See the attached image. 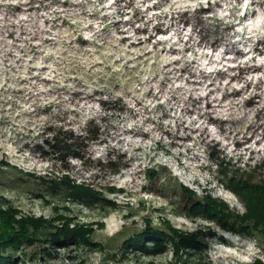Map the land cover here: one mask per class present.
<instances>
[{
  "label": "rangeland",
  "instance_id": "rangeland-1",
  "mask_svg": "<svg viewBox=\"0 0 264 264\" xmlns=\"http://www.w3.org/2000/svg\"><path fill=\"white\" fill-rule=\"evenodd\" d=\"M97 1L0 0V207L40 225L14 263L264 264V237L230 188L232 181L264 183V143L240 160L231 144L226 147L218 122L202 120L204 135L196 132L198 112L183 110L190 92L198 97L205 91L190 72L220 69L223 76L212 78L224 88L238 74L229 68L253 56V65L264 64V0ZM197 18L221 30L235 25L230 39L245 56L224 53L220 45L217 51L197 47L195 33L189 42V21ZM258 41L257 51L249 52ZM168 64L182 77L162 84ZM261 76L264 69L244 75ZM258 93L248 112L264 107V84ZM221 98L215 93L198 107L210 110L207 103ZM214 110L225 122L223 110ZM64 133L98 136L83 159L61 163L46 140ZM251 145L245 141L242 149ZM64 178L92 191L91 206L57 185ZM211 200L233 214L228 225L192 214L193 201L205 206ZM66 226L84 229L91 244L55 245L52 235ZM150 226L167 239L144 240L147 254L130 239ZM184 238L197 239L195 247L181 245Z\"/></svg>",
  "mask_w": 264,
  "mask_h": 264
},
{
  "label": "trees",
  "instance_id": "trees-1",
  "mask_svg": "<svg viewBox=\"0 0 264 264\" xmlns=\"http://www.w3.org/2000/svg\"><path fill=\"white\" fill-rule=\"evenodd\" d=\"M244 23L246 22L244 21ZM223 32L224 35H226L227 31L223 30ZM210 36L211 34L209 30L202 31L201 35L200 36L198 35L200 39L199 44H201L202 42H208ZM261 43L262 42L257 43L256 46ZM256 51H257V47L255 48V52ZM260 53L263 52L260 51ZM238 55L241 54L237 53V56ZM241 56H245V54H242ZM234 60H236V58H234ZM252 63L253 62H248V63L245 62L244 65L240 64L237 65L235 68L228 69L229 72H232L235 69H237L238 74L231 75L230 81L225 85L226 88L225 93L216 83V81L219 80L212 78V75L221 78L223 74H220L216 69L214 71L209 72V74L206 73L208 75V79L210 80V83L211 81H214L215 83L216 87L212 89L223 92L221 99L223 100V102H225V105H223L225 106L224 114H229V115H224L227 117L225 120L226 124H223L225 123L224 121H222L223 119L218 120L219 123L218 130L220 132V135L225 134L223 135L225 136L223 138V141L227 142L228 146H230L231 144L235 148L234 151L239 150V148L243 150L242 146L244 145L245 141L247 143L252 144L250 148L261 146L262 143H264V107L258 110L253 109L252 111L249 112L247 111V107L254 103L253 98L258 97L257 93L259 91V87L264 84V77L261 76L257 78V81H255L256 85L254 84L247 85L246 82L248 79L244 77L245 74H250V73L256 74L260 72L262 69H264V66L260 65L258 68L252 67L249 71H246L249 66H253ZM165 74L167 73H164L163 76L167 77L168 75ZM190 78H195V77L190 76ZM234 81L243 83L244 85L242 87H246V90H242V87H240L239 89L234 88L232 86V83ZM249 89L251 90L249 91ZM245 92H250V95L253 93L256 95L252 97L249 96L248 99L245 98L243 99L242 94ZM189 101H190V110H192L191 108L193 105H195V100H189ZM207 107H209V105H207ZM203 111L209 113L210 110L207 109ZM251 114H253L254 117L249 124V130H247V132L244 134H238L236 132V127L240 125L238 123L239 121H237L238 118L240 119V121H243L245 119H246L245 121H248V118ZM202 120L203 119H201V121ZM201 133H204V135H206V131ZM97 136H98L97 133H95L91 135L88 139H86L82 137L79 138L74 137L72 134H68V133H64L62 135L57 134L52 136L51 139L46 140V144H48V146L52 150L50 154L55 156L56 160L60 161L61 163H64L70 157L83 159L82 154L87 149L88 143H90V141H95ZM253 139L260 140L261 142L254 143ZM261 150L264 151V148L260 149V151ZM256 153H258L256 150L255 151L251 150L247 154L245 153V151H241L240 156L242 155L254 156ZM242 158H240V160ZM233 182L235 181H232L233 185L230 187L232 192L235 193L237 196L241 197L243 202L247 204V208H248L247 211L249 213L247 217L256 220L255 224L257 225V229L258 231H261V234L264 237V183L261 185H252V184L250 185L248 183L237 185L236 183ZM58 184L61 185L62 188L67 189V191H71L70 197L73 196L74 198L81 200L79 201L80 203L86 206H91L89 205V202L94 197L92 196L93 193L89 188L84 187L83 185L72 184V182L68 181L67 178H64L63 182L57 183V185ZM211 201L207 202L206 204L207 206L206 205L203 206L201 202L193 201L192 214L193 215L202 214L208 219H212L215 220L216 222L219 223L222 222L223 224L228 225L230 218L233 217V214L226 211V205L217 204L215 201L212 202ZM39 226L40 225H38L37 222L32 219L18 220L16 219L12 209L9 208L3 211V209L0 207V264H15L14 263L15 254L18 253L21 249H25L26 247H28V245L33 244V240H34L33 233L36 232ZM56 230L57 231L55 234L52 235L51 240L57 246H65V245L68 246L72 244L78 245L81 243H86L89 245L91 244V242L87 238L89 234L86 233V231L85 232L82 231L84 229L74 230V229H69V227L66 226L62 229H56ZM165 237L166 236L162 232L154 231L150 226L148 227L147 231H145L144 233L134 234L130 239V243L136 244L137 248L141 249L144 253L150 254L151 251H147V249H145V247L142 246L145 243L144 240H146L147 238H151L149 242L154 244V242L158 239L161 240L160 242H163V240H165ZM196 241L197 239L184 238L181 240L180 244L184 246L189 244L190 247H195V243H197Z\"/></svg>",
  "mask_w": 264,
  "mask_h": 264
},
{
  "label": "bare ground",
  "instance_id": "bare-ground-1",
  "mask_svg": "<svg viewBox=\"0 0 264 264\" xmlns=\"http://www.w3.org/2000/svg\"><path fill=\"white\" fill-rule=\"evenodd\" d=\"M99 1V0H98ZM97 1V2H98ZM146 1H148V0H146ZM170 1V0H169ZM199 1V0H198ZM53 2V1H52ZM142 2H145V1H142ZM204 2V1H203ZM139 3H141V1L139 2ZM159 3V2H158ZM98 4H100V2H98ZM66 5V3L65 2H63L62 3V7L63 6H65ZM241 5V3H239V6ZM235 6V5H234ZM131 7V6H130ZM237 7V6H236ZM134 8V7H133ZM159 8V7H158ZM31 9V8H30ZM65 12H67V11H62V13H65ZM54 13V15H59V14H62L60 11H54L53 12ZM52 13V14H53ZM122 13V12H121ZM121 13H119V14H121ZM254 15V14H253ZM118 16V15H117ZM75 17H76V15H75ZM78 17V16H77ZM180 17H183V16H180ZM80 18V17H79ZM114 18V17H113ZM70 19V18H69ZM77 20V19H76ZM229 21V20H228ZM82 22V21H81ZM187 23H188V21H186ZM190 22V24H191V34H190V38L188 39V41L189 42H192V41H194L195 39H194V33L196 34V36L198 37V35L200 36L201 35V33H202V31H206V30H209L210 31V34H211V36H210V38H209V40H208V42H202V44H205L206 45V47L207 46H209L211 49L213 48V51H215L216 50V47L218 48V46L220 45V46H222V47H224V53H230V54H234V55H237V53H239V54H245L242 50H239V49H237L238 48V46H237V42H233L232 41V39H230L231 37H230V34H229V32L230 31H232V30H234V25H232V24H227L226 25V27L224 28V29H220V28H218V27H213V28H211L209 25H208V23L206 22V21H203V20H200V18H197L195 21H189ZM246 23L245 24H243V25H247V22H249L250 23V21H249V19H248V21H245ZM71 23V22H70ZM187 23H184L185 25L187 24ZM70 25V24H69ZM171 26H178V24L177 25H171ZM82 28V27H81ZM196 28H199V30H198V32L196 31ZM59 29H61V28H59ZM105 29V28H104ZM143 31H145L146 29L144 28V29H142ZM223 30H226L227 31V33H226V35H224V32H223ZM138 31H140V29L138 30ZM154 31H158V29H157V27H155L154 28ZM197 32V33H196ZM264 34V33H263ZM120 35V34H119ZM137 35V34H136ZM134 36V38H132V39H134L135 41H139V38L137 37V36ZM95 36V35H94ZM223 36V37H222ZM225 36V37H224ZM243 37V36H242ZM247 41L248 42H250L251 41V37H247ZM260 42H262V41H258L257 43H260ZM110 43V42H109ZM128 43V42H127ZM256 43V44H257ZM91 44V43H90ZM256 44L255 45H253V47L251 48V50L249 51V52H252V51H254L255 52V48H256ZM88 45H89V43H88ZM126 45V44H125ZM143 45V44H142ZM145 45V44H144ZM200 46V44H198L197 45V47H199ZM120 47V46H119ZM189 47V46H188ZM136 48V47H135ZM159 48H161V47H159ZM214 48H215V50H214ZM158 49V48H157ZM183 50V49H182ZM170 52H172V53H175L176 52V49H174V48H171V50H170ZM185 52V51H184ZM248 52V53H249ZM154 53V52H153ZM207 57L209 56L208 54L206 55ZM213 56V55H212ZM255 61V57L253 56V57H251L250 59H248V61H247V63L248 62H254ZM194 62H192V64H193ZM174 64H180V61H178V60H176L175 62H174ZM172 64H168V66L165 68L167 71L166 72H164V73H167V74H165V75H168L167 77L166 76H164V80H163V82H162V84H165V82L166 81H169L170 80V78H173V79H180L182 76H180V77H177L176 75H177V69L176 68H174V69H170V68H168V67H170ZM211 65V62H209L208 64H207V66H210ZM263 66H264V64H262ZM252 67H259L258 65H253V66H249L248 67V69L246 70V71H249ZM216 70L220 73V74H223L222 73V71L220 70V69H217L216 68ZM180 72H189L188 71V66H182L181 68H180ZM164 73H163V75H164ZM207 72L204 70V68H202V69H199V73L197 74V73H191L190 72V76H194L195 78H196V81H194L193 83H197L199 86H201V87H203L204 89H205V91H204V95H202V96H198V97H195V96H197L194 92L196 91V90H194V92H190V96H189V100H195V105H193L192 106V108H193V110H190L189 109V107H187V105L189 104L190 105V101L188 100H184L183 101V106H184V112H186V113H192V112H194V110H196L197 112H198V119H197V121H195V122H197V123H199V122H201V119H203V120H207L208 118L210 119V120H213L214 122H218V120H222L220 117H217V118H214V116H213V114L215 113V110H214V107H217V108H220V109H222L223 110V112H224V110H225V106H223L222 104H223V100L222 99H215L212 103H207V105H209V107H210V111H209V113H206L205 111H203L200 107H198L199 106V104L202 102V101H207L208 99H209V97L211 96V95H213V94H215V93H218V92H222V91H216L215 89H212V88H215L216 86H215V83H214V81H211V83H210V80L208 79V75L206 74ZM189 74V73H188ZM230 77H231V75H230ZM198 80V81H197ZM201 81V82H200ZM203 81V82H202ZM255 81H257V79L256 80H254V79H252V80H250V79H248L247 80V85L249 84H254V85H256V82ZM83 82V81H82ZM64 83V82H63ZM223 91H224V93H225V91H226V88L224 87V88H221ZM180 90H182L181 88H177V91H180ZM242 90H246V87H242ZM233 92H235V91H233ZM151 93V92H150ZM223 93V92H222ZM254 95H256V94H251L250 95V97H252V96H254ZM257 95L259 96V93H257ZM249 98V97H248ZM248 98H246V99H248ZM244 99V98H243ZM158 100V99H157ZM188 103V104H187ZM215 103V106H213L212 104H214ZM90 110V109H89ZM94 111V110H93ZM224 115H229V114H224ZM125 118V117H124ZM123 120V119H122ZM246 120V119H245ZM245 120H243V121H240V119L238 118V120L237 121H239L238 123L241 125V124H243V123H246V122H248V121H245ZM194 122H191V124H193ZM249 124H250V122L248 123V125L246 126V128H245V131H242V132H239L238 131V127H239V125L236 127V132L238 133V134H244V133H246L247 132V130H249ZM114 127V126H113ZM204 132V131H206V127H205V122H202V123H200V125H199V128L196 130V132ZM140 132H137L136 134V136H143L144 135V133H140ZM254 140V143H260L261 141L260 140H255V139H253ZM236 142H238V141H236ZM225 144L227 145L226 147L228 148V143L227 142H225ZM239 150H241L240 148H239ZM239 150H232L231 151V154H236L237 156H240V152L241 151H245V153L247 154V153H249L251 150H254L255 151V149L254 148H245V149H243V150H241V151H239ZM242 157H244V155H242V156H240V158H242ZM134 158V157H133ZM203 166V165H202Z\"/></svg>",
  "mask_w": 264,
  "mask_h": 264
}]
</instances>
